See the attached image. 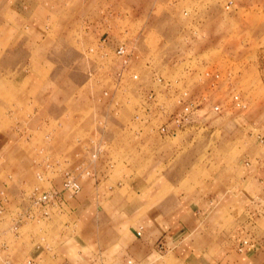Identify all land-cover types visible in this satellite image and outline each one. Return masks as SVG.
I'll use <instances>...</instances> for the list:
<instances>
[{
  "label": "rangeland",
  "instance_id": "1",
  "mask_svg": "<svg viewBox=\"0 0 264 264\" xmlns=\"http://www.w3.org/2000/svg\"><path fill=\"white\" fill-rule=\"evenodd\" d=\"M120 44L134 54L127 73L137 81L116 77ZM157 75L187 87L198 106L175 137L135 120ZM95 135L107 151L94 164L85 155L94 174L83 191L50 219L24 217L29 192L49 187L37 177L43 163L75 159ZM261 135L264 0H0V244L10 264H27L33 250L79 249L78 200L100 183L108 198L147 176L161 185L164 171L190 190L210 166L253 154Z\"/></svg>",
  "mask_w": 264,
  "mask_h": 264
},
{
  "label": "crops",
  "instance_id": "2",
  "mask_svg": "<svg viewBox=\"0 0 264 264\" xmlns=\"http://www.w3.org/2000/svg\"><path fill=\"white\" fill-rule=\"evenodd\" d=\"M261 139L264 135L257 137L250 156L217 169L210 166L190 190L181 188L178 173L164 171L161 185L150 184L147 176L108 198L100 183L78 200L83 220L79 249L64 247L55 258L33 250L24 259L27 264H264Z\"/></svg>",
  "mask_w": 264,
  "mask_h": 264
},
{
  "label": "built area",
  "instance_id": "3",
  "mask_svg": "<svg viewBox=\"0 0 264 264\" xmlns=\"http://www.w3.org/2000/svg\"><path fill=\"white\" fill-rule=\"evenodd\" d=\"M100 42L101 55L98 54L101 59H106L109 57V54L103 50L106 48L104 46L106 40L101 39ZM91 51L94 54L98 50L93 48ZM113 52L121 63L120 69L116 73L117 79L122 81L124 75L129 74L133 80L137 81L139 79L137 74L127 73L134 58L133 52L126 44H120ZM155 83L156 87L142 92L143 113L135 117V120L143 122L146 119L145 124L151 127L152 123L148 122L155 120L156 131L161 137H175L181 129L191 124L198 106L195 104L194 98L189 95L187 87L181 89L158 75L155 76ZM104 95L108 96L109 92H105ZM235 100H238V97ZM238 106L240 107V103ZM102 141V138L95 135L93 138H89L85 144L79 141L80 147L84 151L75 153V159L64 158L57 164L44 162L43 168L37 172V177L41 183L47 184L49 187L38 185L32 189L33 192H29L26 196L29 210H26L24 217L30 220L37 218L46 220L51 218L53 210L63 212L68 203L81 192L82 181L94 174L86 162L85 155L88 154L90 162L94 164L106 154L107 146ZM261 142L264 143V139H261ZM247 165L249 164L247 163ZM55 175H59L61 178L59 186L54 183L53 178H49ZM3 208L0 203V215L3 214ZM19 220L22 221L21 218ZM143 230V228L139 230V236L142 235ZM5 249L0 244V264H10L4 255Z\"/></svg>",
  "mask_w": 264,
  "mask_h": 264
}]
</instances>
